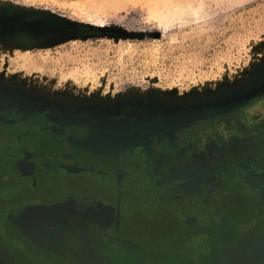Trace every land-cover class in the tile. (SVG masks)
Masks as SVG:
<instances>
[{
  "label": "rangeland",
  "instance_id": "374dc122",
  "mask_svg": "<svg viewBox=\"0 0 264 264\" xmlns=\"http://www.w3.org/2000/svg\"><path fill=\"white\" fill-rule=\"evenodd\" d=\"M43 158L53 175L34 172ZM10 168L78 196L60 205L91 200L114 240L170 246L173 264H204L210 245L217 264H264V0H0ZM211 169L215 184L184 189ZM48 207L16 223L64 216ZM167 213L177 229L153 238Z\"/></svg>",
  "mask_w": 264,
  "mask_h": 264
},
{
  "label": "flooded vegetation",
  "instance_id": "af4514ba",
  "mask_svg": "<svg viewBox=\"0 0 264 264\" xmlns=\"http://www.w3.org/2000/svg\"><path fill=\"white\" fill-rule=\"evenodd\" d=\"M43 161L46 167H50L43 169L42 165L38 164L37 167L34 166V172L38 174L37 171L40 170L42 173L43 170H46L49 175H53V172H55L51 168V165L54 164L53 160L43 158ZM141 165H144V163H141ZM22 166L24 170L30 171L33 162L25 161ZM7 171L9 172H5L3 176L0 175V264H173L174 261L171 258L184 262L177 257L176 253L168 254L171 252L170 246H167L166 250L160 249L161 246L156 241V246L159 247L145 249V243L137 240H114L111 236L110 225L105 224L101 228L91 222V219H93L91 216L90 218L87 217L92 211L93 202L91 200L88 199L84 202H80V200H77V202L68 201L67 206L60 205L58 203L67 201L69 195L77 198L78 196L75 195L76 193L60 190V185H57L59 189L49 190L45 188V184L39 175H36L38 181L35 186L31 177V180L23 176L17 177L19 170L10 168ZM214 171L211 169L205 173L196 174V177L185 187L191 186L192 188L189 187V190L193 189L195 187L193 181L197 180L198 177H200L197 181L199 183L208 180L210 183L215 184L214 179H209ZM142 173L147 174L144 169H142ZM139 180L143 184L149 182L143 174H140ZM164 180L163 178L161 182ZM29 204L48 205V209L51 211L55 209L54 212L61 211L64 208V216L48 214L50 217L47 219L45 229V225L38 222L29 224L23 219L19 221L20 224H13L5 218L7 214L11 213L16 220H19L20 211ZM55 204L56 206H54ZM162 219V224L159 222L158 225H160L154 228L158 230L156 235H152L153 238L161 239L160 237L166 231L177 229L178 223L168 213L167 215L162 214ZM219 228L222 230L226 227ZM262 234L264 235V231L260 235ZM26 235H31L35 241L55 252L42 249L32 240L26 238ZM167 238H170V236H167ZM259 242L257 240L256 244ZM162 245L165 246L164 243ZM221 248L231 249L224 241ZM215 254V246H208L204 252V264H217L214 259L210 261V257ZM199 261L203 263L201 259Z\"/></svg>",
  "mask_w": 264,
  "mask_h": 264
},
{
  "label": "crops",
  "instance_id": "0c3cea01",
  "mask_svg": "<svg viewBox=\"0 0 264 264\" xmlns=\"http://www.w3.org/2000/svg\"><path fill=\"white\" fill-rule=\"evenodd\" d=\"M0 216H1V215H0ZM5 218L8 219V221H9L10 223H13V224H15L16 221H17V220H15V218L12 216L11 213L7 214V215L5 216ZM0 219H1V218H0ZM44 223H47V222H44ZM41 225H43V223H42ZM25 237H26V238H29L30 240H32L33 243H36V245L42 247V249H46V250L48 249L49 251H54V250H52V249H50V248H48V247L42 245L41 243L35 241V239H34L31 235H28V236L26 235ZM54 252H55V251H54ZM57 252H58V251H57Z\"/></svg>",
  "mask_w": 264,
  "mask_h": 264
},
{
  "label": "water",
  "instance_id": "95a60500",
  "mask_svg": "<svg viewBox=\"0 0 264 264\" xmlns=\"http://www.w3.org/2000/svg\"><path fill=\"white\" fill-rule=\"evenodd\" d=\"M199 182L195 183L194 186L198 185ZM190 188H192L191 186H189ZM189 187L184 188L186 191L189 190ZM221 264H226L225 261H221Z\"/></svg>",
  "mask_w": 264,
  "mask_h": 264
},
{
  "label": "clouds",
  "instance_id": "9594fccd",
  "mask_svg": "<svg viewBox=\"0 0 264 264\" xmlns=\"http://www.w3.org/2000/svg\"><path fill=\"white\" fill-rule=\"evenodd\" d=\"M61 85L60 84H57L56 87L59 88Z\"/></svg>",
  "mask_w": 264,
  "mask_h": 264
},
{
  "label": "snow or ice",
  "instance_id": "6c2138e0",
  "mask_svg": "<svg viewBox=\"0 0 264 264\" xmlns=\"http://www.w3.org/2000/svg\"><path fill=\"white\" fill-rule=\"evenodd\" d=\"M157 2H159V0H157Z\"/></svg>",
  "mask_w": 264,
  "mask_h": 264
}]
</instances>
